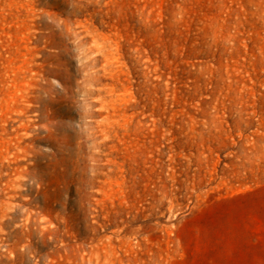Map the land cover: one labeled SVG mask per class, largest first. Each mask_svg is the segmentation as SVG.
Masks as SVG:
<instances>
[{"label": "rangeland", "instance_id": "rangeland-1", "mask_svg": "<svg viewBox=\"0 0 264 264\" xmlns=\"http://www.w3.org/2000/svg\"><path fill=\"white\" fill-rule=\"evenodd\" d=\"M0 264H264V0H0Z\"/></svg>", "mask_w": 264, "mask_h": 264}]
</instances>
